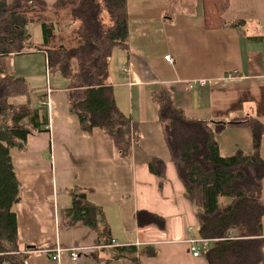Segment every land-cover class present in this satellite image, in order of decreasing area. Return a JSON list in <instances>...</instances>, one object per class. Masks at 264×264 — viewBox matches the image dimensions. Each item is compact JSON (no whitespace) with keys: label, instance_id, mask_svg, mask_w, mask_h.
Wrapping results in <instances>:
<instances>
[{"label":"crops","instance_id":"1","mask_svg":"<svg viewBox=\"0 0 264 264\" xmlns=\"http://www.w3.org/2000/svg\"><path fill=\"white\" fill-rule=\"evenodd\" d=\"M43 1L48 9L55 2ZM126 6L128 48L112 52L107 83L119 110L136 123L139 139L123 158L100 128L85 134L69 112L67 80L60 75L43 98L34 99L35 105L47 102L39 130L28 136L24 151L11 152L21 185L14 211L17 247L27 255L25 264H131L115 259L119 246L157 249L154 257H140L141 264H207L203 252L192 255L187 242L196 232L194 206L171 161L152 93L163 88L189 117L207 122L249 117L264 127V0H229L222 29L204 27L202 0H127ZM35 52L45 65V51ZM199 79L205 84L187 87ZM216 140L222 156L251 150L245 126L228 125ZM261 148L264 158V134ZM153 158L165 163L163 178L149 170ZM75 188L103 208L110 245L88 226L63 225ZM262 188L264 200V179ZM146 209L165 218V229L137 226L135 211ZM262 232L264 236V217ZM56 247L65 250L54 261L44 250ZM72 247L85 249L77 260L70 258Z\"/></svg>","mask_w":264,"mask_h":264},{"label":"trees","instance_id":"2","mask_svg":"<svg viewBox=\"0 0 264 264\" xmlns=\"http://www.w3.org/2000/svg\"><path fill=\"white\" fill-rule=\"evenodd\" d=\"M126 5L127 0H55L48 9L43 0H0V57L44 50L46 73L55 72L67 80L68 109L76 115L79 129L90 135L100 128L123 158L130 156L139 136L136 123L117 107L107 79L112 52L128 48ZM228 6L229 0H202L204 27L226 26L223 15ZM29 23L41 28L42 41L36 47L26 32ZM3 65L0 60V264H25L27 255L17 247L14 206L21 200V185L13 172L11 152L24 151L28 136L39 130L43 105L33 101L45 94L35 95L25 78L8 74ZM156 92L152 98L158 105V121L170 158L185 197L194 206L197 225L192 236L211 240L203 252L206 263L263 264V125L249 117L224 122L189 117L166 90ZM20 96L24 100L14 101ZM228 125L249 129V152L238 149L228 156L220 154L216 136ZM148 165L153 174L164 177L166 165L161 159L153 158ZM71 195L63 225L88 226L104 245H110V226L103 208L89 202L81 189H73ZM220 198L226 201L220 203ZM134 219L138 227H166L165 218L147 209L135 211ZM157 253L154 247L119 246L115 259L141 264L140 257Z\"/></svg>","mask_w":264,"mask_h":264},{"label":"rangeland","instance_id":"3","mask_svg":"<svg viewBox=\"0 0 264 264\" xmlns=\"http://www.w3.org/2000/svg\"><path fill=\"white\" fill-rule=\"evenodd\" d=\"M26 28V32L31 36L29 38L32 47H36L42 41L40 25L37 23H29ZM35 51L37 50L32 49L15 56H5L0 58V60L4 64L3 66L8 74L25 78L29 88L36 95L44 94V92L48 91V87L55 86L59 80V74L54 72L48 75L46 73L43 56ZM22 99L24 100L20 96L14 98V101H20Z\"/></svg>","mask_w":264,"mask_h":264},{"label":"built area","instance_id":"4","mask_svg":"<svg viewBox=\"0 0 264 264\" xmlns=\"http://www.w3.org/2000/svg\"><path fill=\"white\" fill-rule=\"evenodd\" d=\"M164 58L166 60H168L169 62H172L170 55H165ZM122 71L127 75L129 74V69L127 67L123 68ZM195 84L196 85L197 84H205V80L199 79V80L191 81V82L187 83V87L192 88L195 86ZM47 90H48V92L50 91L49 89H47ZM40 104L47 105V102L46 101H40ZM190 231H191V229H190ZM187 242L189 243V247H190V250L192 252V255L199 256L201 252H204L209 248L211 240L207 239V238L195 237V236H192V234H191V235H189ZM112 243H113V241H112ZM64 250L65 249H62L60 247H56V248H54V250L53 249H45L44 252L49 255L50 259L57 261L60 258V254ZM83 250H85V249L84 248L80 249L77 247L69 248L68 251L70 254V258L72 260L79 259L80 252Z\"/></svg>","mask_w":264,"mask_h":264}]
</instances>
